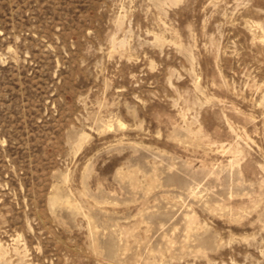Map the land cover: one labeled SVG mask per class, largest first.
<instances>
[{
  "label": "rangeland",
  "instance_id": "1",
  "mask_svg": "<svg viewBox=\"0 0 264 264\" xmlns=\"http://www.w3.org/2000/svg\"><path fill=\"white\" fill-rule=\"evenodd\" d=\"M0 264H264V0H0Z\"/></svg>",
  "mask_w": 264,
  "mask_h": 264
}]
</instances>
